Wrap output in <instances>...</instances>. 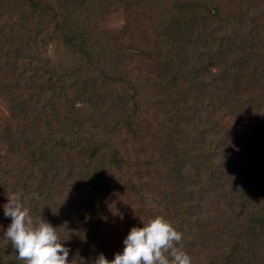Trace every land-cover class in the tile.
<instances>
[{"label":"trees","instance_id":"1","mask_svg":"<svg viewBox=\"0 0 264 264\" xmlns=\"http://www.w3.org/2000/svg\"><path fill=\"white\" fill-rule=\"evenodd\" d=\"M223 2L246 4L0 0V204L27 196L72 264L122 250V198L136 227L170 221L191 264H264V132H233L264 108V0ZM9 223L0 209V264H23Z\"/></svg>","mask_w":264,"mask_h":264},{"label":"clouds","instance_id":"2","mask_svg":"<svg viewBox=\"0 0 264 264\" xmlns=\"http://www.w3.org/2000/svg\"><path fill=\"white\" fill-rule=\"evenodd\" d=\"M27 196L14 192L0 204L10 223L3 237L11 242L23 264H72L70 249L42 217L35 222L26 206ZM182 233L162 216L149 218L141 227L133 226L122 241L121 251L109 260L101 252L89 264H191V257L178 247Z\"/></svg>","mask_w":264,"mask_h":264},{"label":"rangeland","instance_id":"3","mask_svg":"<svg viewBox=\"0 0 264 264\" xmlns=\"http://www.w3.org/2000/svg\"><path fill=\"white\" fill-rule=\"evenodd\" d=\"M101 1L103 3H113L114 1H115V3H160V5L162 3L173 2V0H144V1L143 0H100V3H102ZM201 1H206V2L208 1L209 3H206V4L208 6H211V7L216 6V4L221 5L224 9L222 11H226V8H225L226 5H228V7L230 6L231 8L230 9L228 8L227 11L223 13V16H232V17L236 16V14H239L240 13L239 9L246 4V3H236V5H239V7L236 9L233 6L234 3H228L227 4V3L223 2L225 0H211V1L210 0H201ZM115 7L116 8H115V11L113 12V14H109V15L105 16L104 19L106 21H104V22H106L105 24L109 25L112 28L121 29V27L126 22V17H125V14L123 13L122 6H119V7L115 6ZM243 10H241V12ZM46 51L47 50H45V53H47ZM49 53H51V55H54V53H55L54 49L51 48L48 51V53L45 54V57L48 56ZM262 81L264 82L263 78H262ZM6 111L7 110L5 109V106L2 103H0V123L7 116L8 113ZM250 125H254L256 127H259V128H261V131L264 132V108L261 110H258L256 112L250 111L247 114V116H244L240 122H237V124H235V129L233 130V132L237 134V138L243 143V146H245L247 148L249 146H253V144L256 141V138H254V135H252L250 133V131L253 132L252 129H249ZM250 143H252V144H250ZM262 148H264V147H262ZM243 165H244V162H243ZM71 192H72L71 187L68 185H65L64 193L70 194ZM127 203H128V201L125 198H122L121 200L118 199V201L114 202V204H112V207L110 208L113 212L112 214L115 213L114 223L117 225V228L119 229V231H121V233L124 234L125 236L128 234L130 228L134 226L133 222L136 221V217H135V215H133L134 209L132 207H130V205ZM216 210L212 211V213L211 212H209V213L205 212V214H203V216L206 217L208 219V221L213 223L212 224L213 227L214 226L216 227V225L218 226V224H216V220H215V217H216L217 211H218V210L217 211ZM223 210L228 211V210H226V208H224Z\"/></svg>","mask_w":264,"mask_h":264}]
</instances>
